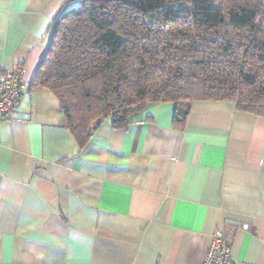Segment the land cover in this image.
Returning <instances> with one entry per match:
<instances>
[{
	"label": "crops",
	"instance_id": "obj_1",
	"mask_svg": "<svg viewBox=\"0 0 264 264\" xmlns=\"http://www.w3.org/2000/svg\"><path fill=\"white\" fill-rule=\"evenodd\" d=\"M70 0H0V74L24 68L0 122V264H201L216 229L264 264V116L227 101L148 103L80 145L56 97L30 83Z\"/></svg>",
	"mask_w": 264,
	"mask_h": 264
},
{
	"label": "trees",
	"instance_id": "obj_2",
	"mask_svg": "<svg viewBox=\"0 0 264 264\" xmlns=\"http://www.w3.org/2000/svg\"><path fill=\"white\" fill-rule=\"evenodd\" d=\"M70 2L30 85L53 93L80 145L92 122L127 128L151 102H175L176 126L193 100L264 116V0Z\"/></svg>",
	"mask_w": 264,
	"mask_h": 264
},
{
	"label": "built area",
	"instance_id": "obj_3",
	"mask_svg": "<svg viewBox=\"0 0 264 264\" xmlns=\"http://www.w3.org/2000/svg\"><path fill=\"white\" fill-rule=\"evenodd\" d=\"M24 68L16 65L0 74V122L10 119L17 112L27 88L23 79ZM201 264H252L232 259L224 229H216Z\"/></svg>",
	"mask_w": 264,
	"mask_h": 264
},
{
	"label": "water",
	"instance_id": "obj_4",
	"mask_svg": "<svg viewBox=\"0 0 264 264\" xmlns=\"http://www.w3.org/2000/svg\"><path fill=\"white\" fill-rule=\"evenodd\" d=\"M99 124V122H92L91 124H90V129H89V133L91 132V131H93L95 128H96V126Z\"/></svg>",
	"mask_w": 264,
	"mask_h": 264
}]
</instances>
